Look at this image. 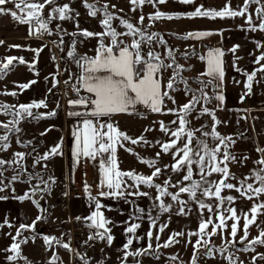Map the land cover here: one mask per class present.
<instances>
[{
    "label": "rangeland",
    "instance_id": "1",
    "mask_svg": "<svg viewBox=\"0 0 264 264\" xmlns=\"http://www.w3.org/2000/svg\"><path fill=\"white\" fill-rule=\"evenodd\" d=\"M55 1L56 0H54V2ZM58 2L63 4L61 6H53L46 14L42 10L40 14L41 19L48 23L47 30L51 35L64 29L68 31H88L89 29L92 33H104L106 29L101 21L106 18L104 6L107 5L108 12L112 13L114 16L111 24L117 33H127L129 31L122 23V20H126L143 30V39L145 42L142 43L141 47L142 55L146 54L151 49L158 54L164 64L167 65L172 63L167 55L168 49L170 48L173 50L176 63L184 66L181 76L187 80V86L193 91L186 94L185 84L179 82V78H177L175 83L176 90L170 92L174 95L172 98L175 100V103L168 99L170 108L178 109L183 104L188 103L192 95L199 96V92L196 90L203 87L200 83L203 77L195 74V64H193V62L195 58L201 54V45L192 44V41L184 39L183 37H176L173 35L174 33L172 34V30L169 26L159 23L157 19L140 15L138 9H135L136 11L133 10L134 7L130 3V0H59ZM87 3L94 5L99 10L96 16L90 15L91 9L89 7L87 8ZM65 4H68L70 8V11L66 13V16L69 18L59 19L58 13L54 12L53 9L62 7ZM113 5H115V7H112ZM157 6L158 3L155 5L146 3L145 7L149 8L150 12H156ZM248 6V10L251 11L252 16H255L254 18H256V20L264 19V16H261L257 11L260 7L264 6V0H260L259 4L250 2ZM196 8L197 7L179 6L181 12L185 14L195 11ZM203 9L206 10L205 8ZM118 12H120V14L123 13L125 16L120 15ZM141 16L144 17L142 23L140 22ZM1 21H3V18H0V23ZM0 28L3 32L5 31V29H2V26H0ZM37 28L38 25L36 29ZM43 31L45 30L37 31L38 36L42 37L41 41L13 42L4 40L3 43L0 44V65L6 63L8 57H15L14 55H17V59L13 61L9 68L4 73L0 74V105L8 106L7 112H5L3 108H0V136L9 134L8 142L0 141V145H9L6 150L0 148V159L5 161H17V163L11 165L5 164L3 168L0 169V171L3 172V175H0V181L3 182L0 184V187L4 188L3 191H0V198L20 197L22 194L29 193V189L34 183L30 181L29 174H31L33 178L34 170L41 166L43 167H41V169L45 170L44 173H40V177L37 176L35 180L33 179L32 181L36 182L35 185H41L42 188L49 189V186L53 188L56 187L60 196L64 198L63 190L59 188L61 187V180L56 179V176H58L62 169L60 168L63 158V148L60 147L63 140L62 129L57 130L55 127H49L50 121H39L35 118L36 116H34V113H42L41 111L45 110L43 109L45 108L44 106L39 108L33 107L31 109L32 116L13 115V113L20 111V105L38 104L41 100H45L48 107H53L57 109V111L67 105L68 101H63L61 97V85L65 86V80L69 78L71 74H75L74 71L77 69L75 65H77V63L75 64L74 61L77 59L76 52L79 51V49L77 48L76 51L74 49L80 47L79 43H81V41L77 40L72 34H64L65 36L62 37L66 38L62 39L63 42H55L52 40V36L45 35ZM48 32L46 33L48 34ZM153 33L159 34V36L153 37L152 43L149 45L146 42V38ZM3 34L6 33L4 32ZM93 37H95V39H101V36L93 35ZM161 38L167 41V44L159 43L158 40ZM91 39L93 40L94 38ZM103 39L109 43L112 37L103 36ZM117 39L123 41L121 45H130L134 39L141 40L142 37L140 34H137L136 37L124 35L117 37ZM14 45H19L20 47H14ZM55 47H57L56 50ZM199 47H201V49ZM37 49H40V51L36 52L35 50ZM54 51H56V53ZM69 52H73L74 55L70 57L68 55ZM185 53H187V55H184ZM21 57L27 64L20 63L19 58ZM176 71V64H173L172 67H165L163 70V78L168 82V80L175 75ZM33 80L36 81V83L30 84L28 88L20 87V85L29 84ZM49 89H51V91H49ZM204 90L211 99L208 101L202 99L201 102L195 106V109L189 113L187 118L190 123L186 125L185 131L188 129H198L199 131L195 132V136L206 141L209 147L220 145V141L211 135L213 131L219 133L222 137H231V141H225L227 145L226 151L230 153L231 156H234L235 159L229 158L226 162L230 174L225 182L232 183L236 185L237 188H240L241 181L247 178L246 183L253 184L254 188L259 187L260 182L255 179L254 174L264 169V165L257 163V161L264 159V109L247 110L241 107L223 111L218 109L217 104L213 102V87L208 84ZM13 92H15L16 95H11ZM203 107H207L210 112L214 113V118L208 113L201 114ZM134 108L150 109V107L143 104H136ZM176 113L177 112H175V114ZM179 115L180 113H177V116ZM14 121L18 122L12 123ZM215 121H219L220 123H215ZM157 122L158 118L150 119L148 115L143 114L142 118L134 121L129 136L133 139L143 136L144 140L148 141V143L141 141L140 143L132 144L129 142V147H122L121 155H123V158L120 165L125 171H134L140 175L150 176L154 171V167L141 162V160H155V167L161 168V173L157 177H154L153 184L166 186L168 192L176 194L179 193V187H190L193 181L200 180L199 165L195 162L194 157L192 164V181L183 180L184 175L187 174L186 169H181L180 171L173 170V165L176 162L173 154L176 148L170 149L168 153L163 152L161 144L167 143L170 137L167 135L169 132L163 134L164 136H159L160 133L157 130ZM4 124H8L9 127L4 128L2 126ZM178 127L179 121L177 122V128ZM17 129H19V131H17ZM145 129L151 130L145 131ZM45 130H47V133H45ZM203 132H208L209 135L203 136ZM42 133L45 134L42 135ZM171 139H174V137L171 136ZM40 140H44L47 144V146H45L46 154L49 153L51 148L59 145V150L62 154L52 155L47 159L49 163L50 161L51 163L52 161L55 163V170H52L50 164L45 159H40V162L36 163L38 158L43 157L41 153L44 150H40L37 154L32 151L39 146ZM157 141L160 143H157ZM232 141H234V143ZM196 144L197 141L194 140L193 146H196ZM182 145L183 140L178 142L177 147H181ZM220 147L221 153L217 158L218 161L222 159L225 151L223 145H220ZM126 149H131L132 151H127ZM16 153H24L23 159L17 157L15 155ZM157 153L160 155L157 156ZM176 159H179V157H176ZM207 159L208 158L205 157V160ZM30 162H34L35 165ZM221 166H223V164H221ZM205 171H207V169ZM18 174L19 178L17 180H12V177ZM54 176L55 180L53 179ZM206 179L216 182L223 179V175L221 173H212L207 176ZM166 181L167 184H165ZM135 184L136 181L132 178L125 177L123 186L126 191L147 192L150 196L151 208L153 210L152 217L157 216L158 221V238L157 246L155 245L156 242L152 243V247L150 251L146 252V256L138 258L132 251L129 253H133V255L126 256L125 253L123 259L126 262L130 263L136 260L138 262L135 264H156V260H158V264H192L195 254L196 264H264V259L259 258V254L264 253V245H249V241L255 239L260 235V232L264 230V209L256 214L255 222L248 226L247 239L241 240V237L245 235V216H247V219L252 218L250 209L254 204L264 203V194L253 196V199L249 200L246 196L242 195L244 191L243 188L237 191L236 189L222 187L221 197L232 196L234 197L232 202L224 200V202L221 203V197L204 195L199 189L196 191L195 198H193L190 193H179L178 200H172L171 196H160L159 190L154 186L150 187L145 184H140L137 188L133 187ZM4 185L8 186L4 187ZM203 186L210 187V185ZM36 187H33L32 191ZM37 192H35V194L40 193L39 191ZM248 195H253V193L248 192ZM161 202L165 205H171L170 209L162 211L160 208ZM181 202H184L183 214L180 213L182 206ZM201 202H203L206 207L200 208ZM208 205L211 206V212L207 207ZM51 206V202L44 199L40 209L41 211L43 210L42 212L44 214H48L52 211ZM228 208L236 209L237 216L239 217L238 222L233 219H226V226L214 229V225L219 224L220 213H223L226 217L231 216V213L227 211ZM208 219H211L213 224L208 226L206 232L211 233L215 230L216 234L210 237L208 235H203L201 243L203 244L205 241L208 242V247L212 250L211 256L204 255L207 249L201 248L200 251L195 250L194 245L201 237L192 235V233L198 232L201 221ZM77 223L74 222V220L71 224L66 223L67 227L63 231V233L65 232L64 235L66 236L67 233L69 237L71 228L77 230L78 226L80 229L77 235L78 243L89 240L90 235L88 231L82 224L79 225ZM233 223H237V235L234 244L231 243L233 238L230 235L231 225ZM164 225H166V227H164L163 232H161L160 227ZM177 232H182L184 235L175 237L178 242L171 243L168 247H164L163 245L169 241V238ZM48 233L49 230L46 231V234ZM246 248L248 249L247 251H245ZM221 249H223V252L220 251ZM252 249L255 250L253 251ZM35 251L39 252L40 249L35 247ZM75 255L78 254L75 253ZM117 255L119 256V254ZM156 255L157 259L155 260ZM86 256H88V254ZM100 256L107 263L112 264V262H114L113 260H116V255L114 254V256L111 257L108 252H104V254L101 252ZM229 257H231V260ZM253 257H256L255 261Z\"/></svg>",
    "mask_w": 264,
    "mask_h": 264
},
{
    "label": "crops",
    "instance_id": "2",
    "mask_svg": "<svg viewBox=\"0 0 264 264\" xmlns=\"http://www.w3.org/2000/svg\"><path fill=\"white\" fill-rule=\"evenodd\" d=\"M59 0H56L57 3L45 4L43 12L46 14L53 6H61L63 3H59ZM38 2L43 3L44 0H38ZM148 4V3H147ZM203 6L206 10L215 9L222 10L225 5H228L231 10L241 11L244 8L245 0H194V3L184 4L180 0H167L164 4H159L157 6V11L165 12L168 14H179L178 18L167 19L163 17L157 19L159 23L169 26L172 30V34L176 37H184L189 32H208L210 35L202 36L199 38H188L192 41V44H199V47L202 51L200 56L195 58L193 64H195L194 71L195 74L202 76V73H205L208 68L207 58L209 52L215 54L216 50L219 49L223 52V55L220 57L222 61V69L224 76L222 81L217 80L211 76L203 75V78L211 80L210 84L214 89L213 102L217 104L218 109L227 111L229 109H238L244 108L247 110L254 109H264V73L257 71L261 65H264V60L257 63L258 58L264 53V30H260L258 27L261 22L260 19L256 20L255 16H252L250 10H248L244 16L236 17H224V18H211V17H188L187 14L181 12L179 6H190V7H200ZM134 9H138V13L143 16L153 17L155 12H150L149 8L144 5H133ZM4 7L6 10L18 11L15 8L14 3H7ZM135 10V11H136ZM23 15V14H21ZM252 16L251 23L248 22L247 16ZM0 18H3L0 26L2 29H5V33L0 28V41H41L42 37L38 36L36 31L35 20L29 24L19 23L17 19L12 17L6 11L4 14H0ZM5 26V27H4ZM255 27V30L253 28ZM46 31V30H45ZM43 31L45 35L52 36V40L55 42H63L62 37L69 34H72L76 37L77 40H80V47H76L77 59L82 57L94 58L98 55L101 44L110 45L111 42L105 41L103 37L101 39L91 36H85L84 31L81 30H61L54 31L57 33L48 34ZM90 32V31H89ZM91 38H94L93 40ZM90 42V46H89ZM239 45L235 53L231 49ZM64 46V45H63ZM128 46L126 44L120 45V47ZM57 47H55V50ZM63 49V48H62ZM117 51L114 49V52ZM56 53V51H54ZM193 55V54H192ZM15 57L17 55H14ZM204 57V59H201ZM155 63V61H153ZM84 61L81 59L80 64L77 63V69H75V74H71L69 78L65 80L66 85H71L74 90L79 94L80 99H95L94 93H89L87 89L80 82V76L83 73V68L81 64ZM23 64H27L24 62ZM163 69L160 70L158 74L163 86L167 84V80L163 78ZM253 71H256V76L252 81V88L249 92L246 88L248 83L247 75L251 74ZM73 72V71H72ZM71 72V73H72ZM99 75H104L106 73H98ZM143 71L141 72V75ZM222 84V87L216 88L214 85ZM51 86V85H50ZM50 88V87H49ZM79 89V91H77ZM92 94V98H91ZM222 94L224 96V101L221 102L215 98L216 95ZM171 97L174 96L170 93ZM243 96V99L241 97ZM169 100L165 98L164 105L161 112H153L151 108H129L127 112L124 113H114L110 116L99 117L101 123L112 122L115 125H118L119 129L129 135V132L132 131V124L137 119L142 118L143 115H148L151 118H158L157 130L160 133L159 136L167 134L161 130V122H163L168 128L169 133L167 134L171 140V131L177 129V123L172 124V121L178 122V116L175 112H168L170 108L168 105ZM172 102V101H171ZM142 104V103H141ZM137 103V105H141ZM144 105V104H143ZM91 107L94 106L91 104H71L67 103L66 107L61 108V110L48 107V104L42 113H34V116L39 115L41 118L38 120H48L49 127H55L57 130L62 129L63 140L60 147L63 148V158L62 166H60L61 172L56 176V179L61 180L59 188H62L63 195L60 196L59 191L56 187H50L49 189L44 188V191H39V194H35L32 191L33 187L42 188L41 185H35V177L44 173V169L38 167L33 172V178L30 179L32 187H30V192L28 193L31 197L30 199L20 200L18 197H1L0 199V264H111L104 261L100 254L109 253L111 257L116 255V260H113L112 264H135L134 262H126L123 259L125 253L132 251L135 253L143 252L144 249L148 248V245L156 242L157 246V216L152 217L153 210L151 208L150 196L144 195H133L131 191H126L123 183L125 177L122 178V189L124 195L121 197L113 196H100L101 191H111L106 187L101 186L103 180V172L101 169V163H107L108 153L103 155H97L96 159L80 156L77 157L76 152V137L74 132L82 133V121L87 119H93L96 121V117L88 115H73V113H90ZM55 112V115H48L50 112ZM192 116V115H191ZM194 119V118H193ZM194 121V120H193ZM193 124V123H192ZM44 132V131H43ZM47 133V130H45ZM43 133V134H45ZM40 135V133H39ZM164 136V135H163ZM51 140V139H50ZM168 141V142H169ZM130 141L124 142V147H129ZM45 146L47 144L44 140H40L39 146L33 149V153H38L40 150H44L41 154L46 155ZM121 149L119 145L116 146V161L118 169L122 172H126L121 168L122 156ZM38 158V157H37ZM35 160V159H34ZM48 163L49 161L45 159ZM53 160V159H52ZM33 161V160H32ZM34 164V162H30ZM50 167L52 170L56 169L55 163L50 161ZM43 168V167H42ZM51 171L49 169H46ZM95 171V176H94ZM55 176L53 179L55 180ZM58 184V183H56ZM95 184V189H94ZM86 185L88 190L86 191ZM38 193V192H37ZM142 193V192H141ZM25 194H22V196ZM92 197H96V200L101 204L100 211L103 212L104 217L111 221L107 225L111 229V235L113 236L112 244L107 243V239L98 240L96 244L88 251V256L81 257L79 254L75 255L71 251V247L64 248L62 245L68 243L71 245L70 231L69 237L64 235L63 231L66 229L67 224L78 222L77 224H82L83 227L88 231L89 235H95L97 229L94 227H89L90 221H86L84 218L91 215L95 211V200ZM45 200L50 201L52 204V211L48 214H44L40 206ZM36 201L39 202L37 206ZM143 209V212L140 211ZM61 216H59V215ZM42 217L40 220H37V217ZM73 217V220H72ZM77 217H80L78 220ZM56 218V219H55ZM154 220V221H153ZM33 221H36L34 228L21 229L20 225H31ZM139 224L140 227L137 228L135 233H128L126 231L127 227L131 224ZM49 230V233L46 234V231ZM77 226V231H79ZM17 231L20 232V235L17 236ZM103 231V230H101ZM151 232L152 235L148 236V233ZM45 237H56L59 240V243L56 240H53L51 244L45 242ZM132 239L133 243L129 245L127 249L124 248V245L127 243L128 239ZM78 240V236H76ZM26 241V242H23ZM20 244V255L15 260H9L7 257L10 255H15L14 252L8 250L12 243ZM35 247L40 249L39 252L35 251ZM98 249V254H97ZM150 251V249H148ZM119 254V256L117 255ZM57 257L56 260H52V257ZM146 256V253L137 255L138 258ZM27 258V259H25ZM157 255L155 256V260ZM158 264V260H156Z\"/></svg>",
    "mask_w": 264,
    "mask_h": 264
},
{
    "label": "snow or ice",
    "instance_id": "3",
    "mask_svg": "<svg viewBox=\"0 0 264 264\" xmlns=\"http://www.w3.org/2000/svg\"><path fill=\"white\" fill-rule=\"evenodd\" d=\"M14 3L15 8L18 11H10L6 10L4 7L7 3ZM167 0H130V3L133 5H144L145 3L149 4H164ZM181 3L184 4H191L194 3V0H180ZM250 2H255L259 4L260 0H245V5L243 10L241 11H234L231 10L228 5H225V7L222 10H215V9H208L204 10L203 6L197 7L195 11L188 13V17H211V18H224V17H236V16H244L247 12V7ZM54 3V0H44L43 3L38 2V0H0V14H4L6 11H8V14H10L12 17L17 19L19 23L22 24H29L32 23L33 20H35L36 24H38V28L36 31L40 30H47L48 23L41 19V11L44 9L45 4H52ZM87 7L91 9L90 15L96 16L97 12L99 11L94 5L87 4ZM112 7H115L113 5ZM135 10V9H133ZM54 12L58 13L59 19H66L69 18L66 16V13L70 11L69 5L65 4L62 7L54 8ZM258 13L261 16H264V6L260 7L258 10ZM104 12L106 18L101 21V23L105 26L106 31L104 33H92L88 31H84L85 36H110L112 37L111 44H101L100 50L98 52V55L94 58H87L82 57L81 59L84 61L83 64H81V67L83 68V73L80 76V82L83 84V86L87 89L89 93L95 94V99H85L81 98L79 100L70 101L71 104H91L94 107L92 108L91 112L88 113H73V115H85L86 117L88 115H91L92 117H96V121L94 122L92 119L85 118L82 121V133L81 132H74V136L76 137V152L75 154L77 157H80L81 155L84 157H89L91 159H96L97 155H103L104 153H108L109 156L107 158V163L102 162L101 163V169L103 172V180L101 182L102 187H106L110 189L111 191H101L99 193L100 196H113V197H121L124 195V191L122 189V178L123 177H130L134 181H136V184L133 185V187H139L140 184H145L150 187L154 186L159 190L160 196H171L172 200H178L179 193H190L193 198L196 196V191L199 189L202 191L204 195L207 196H215V197H221V190L223 188L227 189H236L237 191H240L241 188L244 189L242 195L246 196L247 199L252 200L253 196H260L261 194H264V169H261L257 172H255V179L260 182V186L254 188L253 184L246 183L247 178L245 180L241 181V187L237 188L236 185L232 183H226L229 176V169L227 167V161L229 158L235 159L234 156H231L230 153L226 151L227 145L225 144V141H231V137H222L219 133L213 131L211 133L212 136H214L216 139L220 141V145L224 146V153L222 156V159L218 161V156L221 153V147L220 145H216L213 147H209L206 141L200 139L199 137L195 136V132L199 131L198 129H188L185 131L186 125L190 123L188 120V115L191 113L197 104L201 102L203 99L204 101H208L211 99V97L208 96L207 92L204 90L208 84H211L212 81H203L201 80L200 83L203 85L200 89L196 90L199 92V96L192 95V98L188 101V103L183 104L178 109L176 108H169L168 112H177L180 113L178 116L179 121V127L171 131V136L174 137V139H171L167 143H162L161 147L163 149L164 153H168L170 149L176 148V151L174 152L173 156L176 160L175 164L173 165L174 171H180L181 169H186L187 174L184 175L183 180L184 181H192L193 177V158L195 157V162L199 165V173H200V180L199 181H193L190 187H179V193L173 194L167 191L166 186H161L159 184H153L154 177H157L161 173V168L155 167V160H141V162L146 163L150 166L154 167V171L152 172V175L150 176H144L135 173L134 171H126L122 172L118 169L117 161H116V146L119 145L120 147H124L125 141H130L132 144L140 143L141 141H144L145 143H148V141L144 140L143 136H140L136 139H133L131 136H129L127 133L121 131L118 127V125L113 124L112 122H104L101 123L99 121V117L102 116H110L114 113H124L129 110V108H134V106L137 103H142L148 107L151 108L153 112H161L164 100L165 98L172 100L173 103H175V100L171 97L170 92L175 91V83L177 81V78H179V82L185 84V93L192 92L193 90L187 86V80L181 76V72L184 70L183 65H179L176 63L175 56L173 55V50L168 49L167 55L171 59L172 63L165 65L164 62L161 60V57L156 54L153 50H149L146 54H141V47L142 43L144 41V32L141 28L134 26L132 23L122 20V23L127 27L129 30L127 33H117L116 30L112 27L111 21L113 20L114 16L112 13L108 12V6H104ZM23 14V15H21ZM179 14H168L161 11H156L153 19H160L163 17H167V19H173L178 18ZM144 20V17H140V22L142 23ZM247 20L249 23L252 21V16L248 15ZM258 27L260 30H264V19H261V22L259 23ZM255 30V27L253 28ZM137 34H140L142 37L141 40L134 39L132 44L120 47V45L123 43L122 40L117 39V37L124 36V35H131L133 37H136ZM210 35L208 32H189L187 33L183 38H199L202 36ZM159 34L153 33L146 38V42L151 45L153 37H158ZM159 43L167 44V41H164L162 38L158 40ZM3 41H0V44H2ZM14 47H20L19 45H14ZM239 47V45L234 46L231 51L235 53L236 49ZM114 49L117 51L114 52ZM36 52H39L40 49L35 50ZM68 55L71 57L74 55L73 52H69ZM184 55H187L185 53ZM223 55V52L219 49L216 50L215 54L213 52H209L208 58H207V64L208 68L205 73H202L201 75H207L211 76L217 80L222 81L224 72L222 69V61L220 60V57ZM16 57H8L7 62L0 65V74L4 73L9 66L13 63L14 60H16ZM201 59H204V57H201ZM20 63H24L25 61L23 58H19ZM264 60V53L261 54V56L258 58L257 63L259 61ZM155 61V63L153 62ZM76 63L80 64V60H76ZM173 64H176L177 71L173 77H171L167 84L163 86L162 91V83L159 77L160 70L165 67H172ZM140 66V67H137ZM141 69L143 70V74L141 75ZM262 73H264V65H261V67L257 70ZM98 73H106L104 75H99ZM256 71H253L251 74L247 75V85L246 88L248 91H251L252 88V81L254 77L256 76ZM36 81H31L29 84H23L20 85L21 88H28L30 84H34ZM214 87L219 88L222 87V84L214 85ZM51 91V89H49ZM79 91V89H77ZM11 95H16L15 92L11 93ZM215 98L219 100L222 104L224 101V96L222 94L216 95ZM243 99V96L241 97ZM41 106L46 107V101L41 100L38 104H27V105H20L19 112L13 113L15 116H32L31 109L33 107L39 108ZM0 108H3L5 112L8 111V106H2L0 105ZM208 113L213 116L214 113L210 112V110L207 107H203L201 110V114ZM48 115H55V112H50ZM36 119L41 118L39 115L35 117ZM18 121H14L12 123H16ZM172 124H176L177 121H172ZM215 123H220L219 121H215ZM4 128H8V124L2 125ZM151 129H145V131H150ZM161 130L165 133L169 132V128L161 122ZM19 131V129H17ZM43 135V133H42ZM203 136H208V132H203ZM8 136H0V141H7ZM183 140V145L181 147H177L178 142ZM196 140L197 144L196 146H193V141ZM234 143V141H232ZM157 143H160L157 141ZM9 145L8 144H2L0 145V148L7 149ZM127 151H132L131 149H126ZM62 154L59 150V145L54 146L50 149L49 153L46 154L43 157H40L37 159L36 163L40 162V159H48L49 156L52 155H60ZM17 157H20L23 159L24 153H16ZM160 154L157 153V156ZM176 157H179V159H176ZM205 157L208 159L205 160ZM17 163V161H5L3 159H0V169L3 168V165L5 164H13ZM258 164L264 165V159L257 161ZM223 164V166H221ZM167 167V166H165ZM207 169V171H205ZM212 173H221L223 175V179L212 182L206 179L207 176L211 175ZM0 175H3V172L0 171ZM39 175V174H37ZM19 178V174L12 177V180H17ZM29 178L31 179V174H29ZM43 182V181H42ZM3 182L0 181V184ZM167 184V181L165 182ZM203 185H210V187H204ZM8 185H4V187H7ZM176 186V185H173ZM4 188L0 187V191H3ZM37 189H33V192H35ZM88 190V186L86 185V191ZM248 192L253 193V195H248ZM133 195H144L147 196V192H136L132 193ZM28 193H25V195L18 197L20 200L30 199ZM3 199V198H0ZM93 200H95V197H92ZM159 199V197H158ZM234 197L227 196V197H221V203L224 202V200H227L228 202H232ZM37 206H39V202L36 201ZM183 204L184 202H181V209L180 213L183 214ZM171 205H165L163 202L160 204V208L162 211L169 210ZM206 205L201 202L200 208H204ZM209 208V211L211 212V206H207ZM101 204L98 200H96L95 204V211L91 213L90 216L85 217L84 219L86 221H90L89 227H94L97 229V232L95 235H90L89 240L92 239H100L104 240L107 239V243L109 245L112 244L113 236L110 234L111 229L107 227L111 221L107 220L104 217L103 212L100 211ZM264 209V203L254 204L253 207L250 209V212L252 213V218L247 219V216H245L246 223L244 225V232L245 235L241 237V240L247 239V232H248V226L253 224L256 220V214L261 212V210ZM43 211V210H42ZM141 212H143V209H140ZM228 212L231 213V216L226 217L223 213H220L219 215V224L214 225L215 228H220L225 225L226 219H233L238 222L239 217L237 216L236 209L235 208H228ZM42 217L38 216L37 220H40ZM79 220L80 217H77ZM36 224V221H33L31 225H20L21 229H29L34 228ZM210 224H213V221L211 219L201 221L199 224V230L198 232L192 233V235L200 236L201 239H198L196 241V244L194 245V248L196 251H200L201 248L207 249V251L204 252V255L211 256L212 250L208 247V242L205 241L203 244L201 243V240L203 239V235H208L209 237L216 234V231L214 230L211 233L206 232V229ZM139 224H131V226L127 227L126 231L128 233H135L137 228H139ZM164 227L166 225L160 227V231L163 232ZM103 230V231H101ZM20 235V232L17 231V236ZM152 233L149 232L148 236H151ZM184 233L177 232L174 233L170 238L169 241L166 242L163 246L168 247L171 243L178 242L176 241L175 237L177 236H183ZM231 237L233 240L231 243H235V237L237 235V223H233L231 225ZM45 242L47 244H51L53 240H56L57 243H59V240H57L56 237H45ZM26 242V241H23ZM133 243V240L130 238L128 239L127 243L124 245V248L127 249L129 245ZM254 244H262L264 245V230L260 232V235L257 236L255 239L249 241V245ZM64 248H69L70 245L68 243H64L62 245ZM152 245L149 244L147 249H144L143 252L135 253V255H141L143 253H146L148 249H151ZM15 253V255H10L7 258L9 260H15L20 255V244L18 243H12L10 246V249H8ZM248 249L246 248L245 251ZM253 251L255 249H252ZM223 252V249L220 250ZM127 255H133V253H126ZM260 259H264V253L259 254ZM27 259V258H25ZM57 257L53 256L52 260H56ZM231 260V257H229ZM256 257H253V260L255 261ZM30 264V262H29ZM192 264H196V257L195 254L193 256Z\"/></svg>",
    "mask_w": 264,
    "mask_h": 264
},
{
    "label": "built area",
    "instance_id": "4",
    "mask_svg": "<svg viewBox=\"0 0 264 264\" xmlns=\"http://www.w3.org/2000/svg\"><path fill=\"white\" fill-rule=\"evenodd\" d=\"M61 97L63 101H70L79 100V94L74 90L71 85H61ZM79 234V231L74 230L71 228L70 230V239H71V251L73 254L77 253L81 257H85L88 254L90 248L99 240L92 239V240H85L82 243H78L76 240V236Z\"/></svg>",
    "mask_w": 264,
    "mask_h": 264
},
{
    "label": "trees",
    "instance_id": "5",
    "mask_svg": "<svg viewBox=\"0 0 264 264\" xmlns=\"http://www.w3.org/2000/svg\"><path fill=\"white\" fill-rule=\"evenodd\" d=\"M118 13L120 14V12H118ZM120 15H124V14L121 13ZM124 16H125V15H124ZM137 67H140V66H137ZM142 71H143V70L141 69V72H142ZM198 78H200V77H198ZM201 80H203V81H209V80L206 79V78H203V79L201 78ZM201 80H200V81H201ZM66 83H68V82H66ZM8 135H9V134H8ZM8 135H7V136H8ZM8 137H9V136H8ZM8 140H9V139H8ZM8 140H7V141H1V142H8Z\"/></svg>",
    "mask_w": 264,
    "mask_h": 264
},
{
    "label": "water",
    "instance_id": "6",
    "mask_svg": "<svg viewBox=\"0 0 264 264\" xmlns=\"http://www.w3.org/2000/svg\"><path fill=\"white\" fill-rule=\"evenodd\" d=\"M35 189H38L40 191H44V188H35ZM237 244H240V243H237Z\"/></svg>",
    "mask_w": 264,
    "mask_h": 264
}]
</instances>
